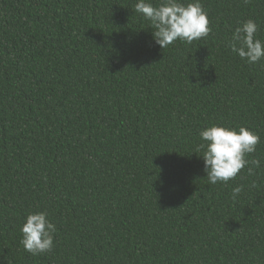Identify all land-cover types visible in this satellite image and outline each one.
<instances>
[{
    "label": "trees",
    "instance_id": "obj_1",
    "mask_svg": "<svg viewBox=\"0 0 264 264\" xmlns=\"http://www.w3.org/2000/svg\"><path fill=\"white\" fill-rule=\"evenodd\" d=\"M136 2L0 0V264H264V59L229 47L248 19L264 41V0H200L209 34L164 49ZM213 124L260 137L254 175L208 182Z\"/></svg>",
    "mask_w": 264,
    "mask_h": 264
},
{
    "label": "clouds",
    "instance_id": "obj_2",
    "mask_svg": "<svg viewBox=\"0 0 264 264\" xmlns=\"http://www.w3.org/2000/svg\"><path fill=\"white\" fill-rule=\"evenodd\" d=\"M134 9L149 21L152 39L161 49L177 40L191 44L210 32L208 16L200 0L187 3L160 0L155 6L149 0H137ZM257 32L256 22L248 19L235 27L229 41L231 51L249 64L264 59V41L257 38ZM199 136L204 142L199 146L203 149V170L210 184H227L245 168L248 175H254V169L260 167L259 159H246L248 154L256 152L260 142V137L252 130L213 124L200 130ZM241 191L242 186L232 188V200H236ZM20 231V244L32 255L53 249L56 227L48 220L46 212L29 213Z\"/></svg>",
    "mask_w": 264,
    "mask_h": 264
}]
</instances>
